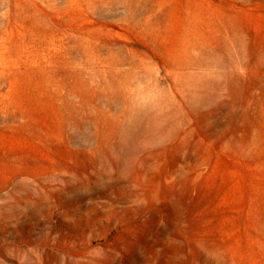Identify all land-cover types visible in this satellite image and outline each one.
Instances as JSON below:
<instances>
[{
	"label": "rangeland",
	"instance_id": "obj_1",
	"mask_svg": "<svg viewBox=\"0 0 264 264\" xmlns=\"http://www.w3.org/2000/svg\"><path fill=\"white\" fill-rule=\"evenodd\" d=\"M0 264H264V0H0Z\"/></svg>",
	"mask_w": 264,
	"mask_h": 264
}]
</instances>
